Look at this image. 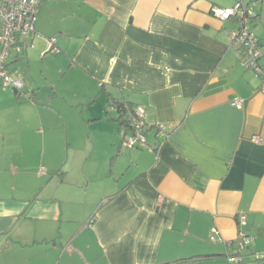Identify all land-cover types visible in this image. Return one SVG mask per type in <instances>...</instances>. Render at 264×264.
I'll list each match as a JSON object with an SVG mask.
<instances>
[{
    "label": "crops",
    "instance_id": "1",
    "mask_svg": "<svg viewBox=\"0 0 264 264\" xmlns=\"http://www.w3.org/2000/svg\"><path fill=\"white\" fill-rule=\"evenodd\" d=\"M235 2H42L25 41L41 81L17 49L8 68L25 96L0 79V264H236L241 216L251 239L241 263L264 256L263 81L232 41L238 21L212 12ZM256 3L264 66V0ZM53 38L63 55L48 51ZM100 98L92 119L105 121L104 134L80 143L93 127L75 123L71 103ZM111 98L143 109L166 137L152 129L151 150L123 147ZM66 154L84 162L75 176L63 171Z\"/></svg>",
    "mask_w": 264,
    "mask_h": 264
},
{
    "label": "built area",
    "instance_id": "2",
    "mask_svg": "<svg viewBox=\"0 0 264 264\" xmlns=\"http://www.w3.org/2000/svg\"><path fill=\"white\" fill-rule=\"evenodd\" d=\"M44 0H0V79L3 89L13 88L24 97V88L26 83L23 79L15 80L11 76L8 68V59L14 49L24 56L26 52V39L30 33L35 31V25L38 13ZM256 0H236L232 8H213L214 15L222 21L235 19L239 23V29L231 34L233 43L243 52L242 64L245 69L253 70L259 77L264 80V66L259 64L263 57L259 42L253 32V25L257 18ZM24 40V42H22ZM57 39L47 40L48 51L59 53L56 47ZM264 93V84L262 86ZM234 106L241 107L242 101L236 99ZM133 133L128 136L122 143L127 149H146L151 150L148 145V128L149 124L144 117V110L136 108L133 114H130ZM158 134L166 137L167 132L164 126L158 125ZM255 142H259L258 137L254 138ZM246 220L244 216L239 218L238 230V250L247 249L251 243V239L244 230ZM217 229H212L211 241L217 240ZM262 257L257 256V260ZM232 263L239 264L242 262L241 257L235 256L231 258Z\"/></svg>",
    "mask_w": 264,
    "mask_h": 264
},
{
    "label": "rangeland",
    "instance_id": "3",
    "mask_svg": "<svg viewBox=\"0 0 264 264\" xmlns=\"http://www.w3.org/2000/svg\"><path fill=\"white\" fill-rule=\"evenodd\" d=\"M15 50H13V51L16 52ZM34 51L35 50L33 49V45H31V43H30V45L28 46L27 51H26L27 52L26 56L29 57V59L31 60L32 67L35 68V70H34V73L36 74L35 75V80L37 82H39V81H41V78H39V76L36 77L38 75V64H37V56L34 54ZM61 54L63 55V53L60 50H59V53H52V55H61ZM12 77L15 78L14 75ZM62 84L65 85L67 83L64 82ZM63 85H61V86L63 87ZM76 89H78L77 86H76ZM80 90H81V86H80ZM100 103H102V106H103L106 103L105 99L104 98H100L99 100H97V104H93L92 101L89 102L87 100H83L80 103H76V102L75 103H71V106H73L77 110V113L79 114L78 118L76 120H74L75 123L81 125V123H82L81 121L85 117L86 118V124H88V125L93 127V129H91V130H89V129L87 130L86 128H84V131L80 132V135L84 137V138H82L80 143L83 142L85 144H88L87 135H89L92 138V141H94L96 143L98 136L104 134L103 125H104L105 121L103 119H99V120L93 121V119H92V116H97L96 112H95V109L100 105ZM108 105L109 104L107 103L106 111L108 110V112L111 113V114L116 113L115 110L113 108H111V107H108ZM89 108H91V113H92L91 116H88V114H89L88 109ZM86 115H87V117H86ZM99 118H101V117H99ZM96 126H99V128H96ZM78 129H79V127H78ZM92 130H93V132H91ZM97 131H99V132L97 133ZM64 136H65V134H64ZM107 136H108V134L104 136V140L105 141L107 140ZM80 139H81V137H80ZM66 162H67V154H66V157H65V160H64L63 164L66 163ZM81 164H83V165H81ZM82 168L84 169V162L80 161V163H79L78 161L74 160V162L71 161L70 163H66L65 168L63 169V171H65V169H66L67 172H71V176H75L76 173H78V172L80 173V171H82ZM87 170H88V167H87ZM69 179H70L69 182H74V180H75L72 177H69ZM69 197H70V194H69ZM248 264H250V263H248ZM252 264H258V261L254 258L252 260Z\"/></svg>",
    "mask_w": 264,
    "mask_h": 264
},
{
    "label": "trees",
    "instance_id": "4",
    "mask_svg": "<svg viewBox=\"0 0 264 264\" xmlns=\"http://www.w3.org/2000/svg\"><path fill=\"white\" fill-rule=\"evenodd\" d=\"M260 78L262 79L263 84H264L263 78L262 77H260ZM15 91L17 92V95L19 96V98H22L19 95V92L17 90H15ZM108 104H109L108 107L113 108L115 110V112H117L119 115L117 118H115V120H117L121 125H123L125 130H126V134L123 138V141H124L134 131L132 123H131V119H130V114H133L137 107L132 105L130 102L126 101L124 98H120V99L111 98L109 100ZM158 128H159L158 125H151V126H149L148 131H151L152 129H156L157 134H158V131H159ZM129 132H130V134H129ZM123 141H122V143H123ZM237 252H238V253H236V254H238L237 256H240V253L242 251L238 250ZM194 261H195L194 259L181 260L175 264H195ZM257 261L259 262V264H264V258H260Z\"/></svg>",
    "mask_w": 264,
    "mask_h": 264
},
{
    "label": "water",
    "instance_id": "5",
    "mask_svg": "<svg viewBox=\"0 0 264 264\" xmlns=\"http://www.w3.org/2000/svg\"><path fill=\"white\" fill-rule=\"evenodd\" d=\"M21 65L17 66V67H20Z\"/></svg>",
    "mask_w": 264,
    "mask_h": 264
}]
</instances>
